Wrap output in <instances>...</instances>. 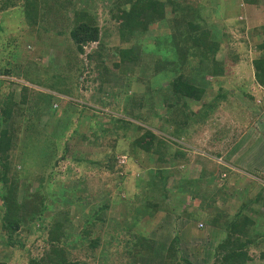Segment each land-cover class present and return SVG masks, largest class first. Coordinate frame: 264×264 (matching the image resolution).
I'll use <instances>...</instances> for the list:
<instances>
[{
	"label": "trees",
	"instance_id": "16d2710c",
	"mask_svg": "<svg viewBox=\"0 0 264 264\" xmlns=\"http://www.w3.org/2000/svg\"><path fill=\"white\" fill-rule=\"evenodd\" d=\"M48 1L51 0H0V11L8 10V7L13 9L10 13L20 11L17 16L23 18L21 24L32 30L37 27L38 35L43 39L56 25L62 26L59 33L64 36L60 55L51 53L45 64L34 58L12 64L5 55L0 56V73L6 75L3 82L9 83L10 88L0 92V264L11 263L20 249L26 253L27 264H91L73 257L71 249L83 248L88 256L101 245V231L105 225L128 232L124 238V251L131 264H137L139 258L148 261L153 258L149 256L153 252L159 256V264H195L191 257L201 264L209 261L211 264H264V222L261 220L264 219V185L250 196L247 195L253 187L245 186L242 190L246 198L232 212L218 204L239 191L234 184L229 185L234 178L228 176L234 170L228 162L221 164L215 160L214 168L210 169L202 165L198 176L193 178L184 170H175L179 173L178 179L166 169V164L176 158H187L183 143L197 130L193 128L194 124L206 122L207 117L220 107V102L232 94L230 88L225 87L226 67L235 63L238 55L229 44L230 35L222 31V26H210L209 16L199 12L203 6H194L192 0H106L107 12L115 20L118 37L124 44L110 49L105 47V40L111 29L107 28L100 36L99 24L85 12H76L71 18L69 9H73L74 0L58 1L55 10ZM240 2L264 4V0ZM60 8L61 12L58 11ZM223 8L222 3L213 8L217 10L216 23L220 24ZM46 11H53L48 20L54 18L56 24H43ZM237 13H240L238 9L234 15ZM9 26L0 22L4 49L17 44V34ZM252 31L257 32L258 27ZM94 41L98 42L97 47L86 54L84 46ZM221 46L225 53L224 57L218 58L216 54ZM258 51L259 56L252 59L254 79L264 88V41L258 45ZM8 62L11 64L7 66ZM51 62H55L54 67ZM10 74L16 80L10 78ZM23 80L38 86L51 82L46 85L57 94L29 91ZM88 81L96 84L94 90L108 97L99 100L101 109L109 108L106 125L95 113L99 112L95 108H92L94 114H88V105L72 100L81 97L78 90L81 85L86 88ZM28 91L32 93V100L39 103L38 107L23 108L30 98ZM242 92L248 101H253L251 94ZM60 95L68 99H62ZM59 100L64 101L60 111L56 104ZM48 114L56 118V125L63 124L66 130L72 126L71 120L75 116L79 121L75 122L79 126L86 124L85 128L97 139L105 133L128 138L131 151L140 155L141 161L147 160L148 166L153 164L146 169L145 175L153 178L157 189H163L161 203H154L155 208L147 217L141 213L143 220L139 219L138 212L131 215L127 221L132 224L124 229L118 221L109 218L108 212L113 206L120 205L119 215H126L130 210L128 192L121 199L115 195L112 201L110 197L97 201L79 192V187H72L70 194L84 210L83 214L73 217L70 207L66 206L52 210L50 218H46L44 213L50 206L45 193L51 195L53 186L62 193L67 190L69 181L38 174L35 178L41 184L32 190L31 184L25 183L22 191L20 181L21 159L26 155L27 145L40 143L48 153L49 167L59 165L69 152V138L61 136L59 126L52 123L49 129L47 123L39 122L40 116ZM65 116H68L67 123L63 122ZM82 118L88 120L83 122ZM220 156L217 152L214 158L207 159L214 161ZM101 165L113 170L117 165L115 153L109 154L107 162ZM116 170L123 168L118 166ZM260 177L264 178V172L261 171ZM51 182L54 185H50L51 191H48L47 183ZM138 201L140 206L132 213L144 206ZM175 203L181 205L179 213L175 212ZM182 217L177 228L175 219ZM200 221L209 228L207 232L216 244L212 251L203 247L204 254L198 259L195 255L183 254L180 244L183 240H194L193 243L204 240L200 228L196 227L197 234L191 232ZM74 228L78 231L74 232ZM35 232L39 233L37 239H43L40 255L30 254L22 239V234ZM116 240L122 242L119 237ZM252 249L259 252L258 259L251 254Z\"/></svg>",
	"mask_w": 264,
	"mask_h": 264
},
{
	"label": "rangeland",
	"instance_id": "374dc122",
	"mask_svg": "<svg viewBox=\"0 0 264 264\" xmlns=\"http://www.w3.org/2000/svg\"><path fill=\"white\" fill-rule=\"evenodd\" d=\"M55 1L56 0H51L47 2L49 5L52 4L53 10H55V8L57 9L56 5L59 4L58 1L62 2L63 0H57L56 3ZM74 1L75 4H73V9H69L71 18H73L76 12H79V14L85 12L86 15L91 16V18L99 24L100 36L107 28L112 30L105 40L106 48L109 47L112 49L116 46L124 45L121 44L118 37L115 20H112L110 18L111 13L107 12L106 4L108 2L106 0ZM192 2L194 6L198 4L203 6L199 12L209 16L212 21L209 22L210 26H222V31L230 35L229 44L231 43V47H234L233 51L237 53L238 59L235 63L226 67L227 76L225 78V87L230 88L232 94L227 95L220 102V107L216 108L214 112L207 117L209 119L206 120V122L194 124L193 128L197 130H195L189 141L186 140V142L183 143L186 147L185 152L187 153V160L176 158L172 163L166 164V169L170 171L171 175L174 177L176 176L178 179L179 173L175 170H184L188 174V177L193 178L198 176L202 165H206V167L210 169L211 167L214 168L215 160L221 162V164L228 162L232 165L231 167L234 170V172L228 176L234 178L229 181V185L234 184L239 191H234L229 195L227 200L222 202L218 201V204L223 205L227 210L233 212L241 200L246 198V194L242 190L245 186H250V188L253 187L251 192L247 195L250 196L254 195V193L260 189L261 184L264 185V178L260 177L261 171L264 172V88L259 86L254 79V68L252 66V59L260 54L258 45L264 41V4L246 5L244 2H240V0H192ZM219 3H222L224 7L220 24L215 22L214 17L215 11L217 10L213 9L217 4L219 6ZM9 9L10 7H8V10L0 11V14L4 12V17L0 19V22L2 24L4 21V24L6 23L8 26L10 25L9 27H13V31L17 34V44L4 49L2 47L5 42L3 40L4 35L0 32V56L5 55L12 64L15 61L25 63L27 60H33V58L45 64L49 62V55L51 53L55 54V56L60 55V44L64 43V36L59 33L62 26L58 27V25H56L52 27V25L56 24L54 18L48 20L50 13L53 11H46L43 18V24H52L51 27L53 28L50 34L43 39L38 35L37 27L34 26L35 29L32 30V28L29 29L25 27L24 24H21L23 18L17 16L20 11L10 13L13 9ZM236 9H238L240 13L234 15ZM6 11L8 13H6ZM58 11L61 12L62 9L60 8ZM2 16L3 15H0V17ZM12 20L15 21V24H13ZM223 24L225 25L224 27ZM255 27H258L257 32H254L255 30L252 31ZM6 32L5 30V33ZM97 45V41L92 42L88 46L85 45L86 54L90 53ZM222 46L216 54L218 58L221 56L224 57L225 51ZM113 59L117 60L118 57H114ZM9 62L6 63L7 66L11 64ZM51 63L54 67L55 62ZM52 68H50L51 72ZM94 75L95 73H93V76ZM12 76L13 75L10 74L9 77L16 80V77ZM5 78L6 75L0 73V92L2 93L10 90L9 83L3 82ZM23 83L29 86V91L38 90L47 93L53 92L52 90L49 91L50 88L47 86L50 85L51 82H43L40 86L33 85L27 80ZM85 86L86 88L81 85L78 90L81 97L77 99L73 98L72 100L74 102L78 101L80 105H88L87 109L89 110L86 111L88 114H94L92 108H95L99 111L95 113L98 114L100 117L99 119L104 121L103 124L106 125L109 108L102 107L103 109H101L99 100L108 97L103 94V92L94 90L96 84L90 81H88ZM17 91L19 90L17 89ZM242 91L246 94H251L254 97L253 101H248L242 94ZM28 92L27 95L30 98H28L29 101L26 104H23V108L38 107L39 103H35L32 100V93L29 92L28 94ZM55 94L57 93L55 92L54 95ZM60 96L62 99H68L67 96ZM17 100H19V98ZM59 101L60 102L56 103L58 105V111L62 109L64 102L63 100ZM80 105L78 107H80ZM41 107L42 105H40V108ZM65 117L63 122L67 123L68 116ZM76 118L77 117L73 116L71 120L72 126L66 130L63 124H55L56 118L53 115L48 114L40 116L39 122L42 124L47 123L46 125L48 126H46V128L49 127L50 129L52 123L53 126H59L58 132L61 133V136L66 135L64 139L69 138L68 145L70 149L63 159L60 160L59 165L49 167L48 162L50 159L47 151L45 152L43 150V146H41L40 143L37 145L35 143H31L29 146L27 145L26 155H23L21 159L23 165L21 173L22 180L20 181L21 186L19 185L20 189L22 191L23 184L30 183L31 189L35 190L39 184H41L39 179L35 178L38 174H46V178H49L50 175H54V178L66 180L67 182L69 181L67 184L68 186H66L67 190L62 193H58V187L55 188L53 182L47 183V185L49 184L48 191H51L50 185L53 186V191L51 195H48L47 192L45 193L47 197L46 201L50 206V210H46L44 213L46 218H50L52 210L58 207L64 208L66 206L70 207L73 217L77 218V216L83 214L84 210L75 202L74 195L70 194L72 187H79V192L81 191L84 195H89V197L91 196L92 199L97 201L107 199L108 197H110V201H112L115 195H119L121 199L125 197V194L128 192L130 194V196L127 195L128 203L130 202L129 212L124 216H120V205L113 206L108 212V216L112 221H118L124 229H128L129 225L132 223L127 221V219L132 218L131 215L134 216V214L138 212L139 219L143 220L144 218L140 216L141 213H144L145 217H147L149 212L155 208L154 203H161L160 199L164 195L163 189H157L156 186L153 185V178L149 177V175L146 176V169L148 170L153 164L150 163L151 166H148L149 162L147 163V160L141 161L140 155L131 151L129 144L130 140L128 138H124L121 135L112 137L108 133H105L100 134V137H98L99 139H97V137L90 133L91 131L85 128L86 124L79 126V123H77L79 122L77 121L78 118ZM82 119L83 122L88 120ZM172 147L175 148L174 146ZM217 152L218 154L220 153L221 156L213 159L214 161L210 160V162L207 158H214ZM111 153H115L117 159V165L114 166L113 170L101 165L107 162L109 154ZM226 157L228 158L227 161L224 160ZM76 158L77 161H75ZM94 160L99 161L100 164L96 163ZM21 163L18 164V171L21 168ZM118 166H122L123 170H116ZM228 173L229 172H227V175ZM222 176L224 177L225 175L222 174ZM173 182L174 180L169 184L170 188ZM228 192H231V190H228ZM135 196L144 206H141L139 211L132 213L135 208L140 206V202L138 199H135ZM169 203H173V201H169ZM175 204V212L179 213L181 205L178 203ZM262 210V212H264V209ZM183 217L179 220L175 219L177 228L180 227L179 222ZM261 220L263 223L264 219ZM200 223L203 224L202 221L198 222L195 227L191 229V232L192 234H197L196 227L200 228L204 240L202 241L199 239L196 243H193L194 240H183L180 244L183 254L186 255L189 253L195 255L194 257L198 259L204 254L203 247L209 248V250L212 251L216 244V240H213L207 232L209 228L207 227L206 229L205 226L200 225ZM73 231L77 232L78 230L74 228ZM127 233L128 232L120 228L113 229L105 225L101 231V245L99 247L92 251V253L89 252L88 256L83 248H74L71 249L72 256L88 260L91 264H131L132 261L130 257L124 251L126 248L124 238H126ZM37 234L39 233L22 234V239L26 243V250H29V253L32 255H40L43 250V239H37ZM172 235L175 234L172 233ZM112 236H114L115 239ZM116 237H119L122 242L118 243ZM250 252L258 259L257 255L259 252L257 250L252 249ZM157 255L158 254L153 252L149 255L153 258L148 259V261L145 258H139L137 264H153L152 262H154L155 259L158 260L157 263L159 264V256L156 257ZM27 260L26 253H24L23 249H20L16 251L13 261L8 264H27ZM191 261L195 264H201L199 260H197V262L192 260V257ZM207 263L211 264L212 262L209 261Z\"/></svg>",
	"mask_w": 264,
	"mask_h": 264
},
{
	"label": "crops",
	"instance_id": "0c3cea01",
	"mask_svg": "<svg viewBox=\"0 0 264 264\" xmlns=\"http://www.w3.org/2000/svg\"><path fill=\"white\" fill-rule=\"evenodd\" d=\"M6 13H8L7 11H6ZM0 15H3L2 17H0V19H3V17H4V12L2 13V14H0ZM52 89L50 88L49 89V91H51ZM53 91V90H52ZM52 93H55L54 91L52 92Z\"/></svg>",
	"mask_w": 264,
	"mask_h": 264
},
{
	"label": "clouds",
	"instance_id": "9594fccd",
	"mask_svg": "<svg viewBox=\"0 0 264 264\" xmlns=\"http://www.w3.org/2000/svg\"><path fill=\"white\" fill-rule=\"evenodd\" d=\"M200 225H202V224L200 223Z\"/></svg>",
	"mask_w": 264,
	"mask_h": 264
}]
</instances>
